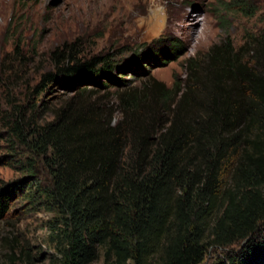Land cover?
<instances>
[{
  "label": "trees",
  "instance_id": "obj_1",
  "mask_svg": "<svg viewBox=\"0 0 264 264\" xmlns=\"http://www.w3.org/2000/svg\"><path fill=\"white\" fill-rule=\"evenodd\" d=\"M167 42L123 65L65 44L34 91L70 95L12 106L0 141L30 175L0 187V220L15 196L54 213L61 264H203L212 246L264 264V30L214 48L203 81L192 64L170 87L126 80L176 58Z\"/></svg>",
  "mask_w": 264,
  "mask_h": 264
},
{
  "label": "rangeland",
  "instance_id": "obj_2",
  "mask_svg": "<svg viewBox=\"0 0 264 264\" xmlns=\"http://www.w3.org/2000/svg\"><path fill=\"white\" fill-rule=\"evenodd\" d=\"M263 30L264 0H0V132L5 133L14 104L44 101L54 109L70 95L58 88L34 91L53 68L51 52L65 44H75L83 58L107 55L123 65L168 41L170 49V43L177 46L176 58L144 64L146 73L124 77L170 87L189 80L191 64L197 81H203L213 71L214 48L230 44L236 54L247 36ZM51 119L41 112L40 123ZM14 152L6 139L0 141V187L30 175L15 163L21 158ZM56 220L54 213L15 196L0 220V264H61L63 242L50 232ZM224 252L210 247L203 264H216ZM92 264H105L103 254Z\"/></svg>",
  "mask_w": 264,
  "mask_h": 264
}]
</instances>
